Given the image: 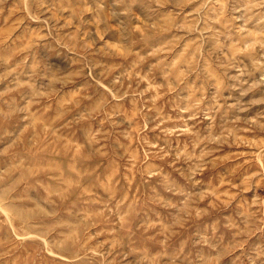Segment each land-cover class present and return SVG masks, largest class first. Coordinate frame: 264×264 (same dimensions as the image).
<instances>
[{"label":"rangeland","instance_id":"obj_1","mask_svg":"<svg viewBox=\"0 0 264 264\" xmlns=\"http://www.w3.org/2000/svg\"><path fill=\"white\" fill-rule=\"evenodd\" d=\"M0 264H264V0H0Z\"/></svg>","mask_w":264,"mask_h":264},{"label":"bare ground","instance_id":"obj_2","mask_svg":"<svg viewBox=\"0 0 264 264\" xmlns=\"http://www.w3.org/2000/svg\"><path fill=\"white\" fill-rule=\"evenodd\" d=\"M142 145V144H141Z\"/></svg>","mask_w":264,"mask_h":264}]
</instances>
